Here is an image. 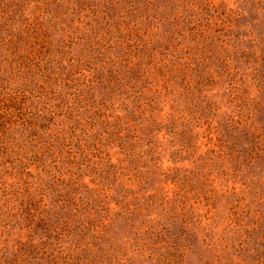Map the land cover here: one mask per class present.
<instances>
[{
	"label": "rangeland",
	"instance_id": "rangeland-1",
	"mask_svg": "<svg viewBox=\"0 0 264 264\" xmlns=\"http://www.w3.org/2000/svg\"><path fill=\"white\" fill-rule=\"evenodd\" d=\"M0 264H264V0H0Z\"/></svg>",
	"mask_w": 264,
	"mask_h": 264
}]
</instances>
